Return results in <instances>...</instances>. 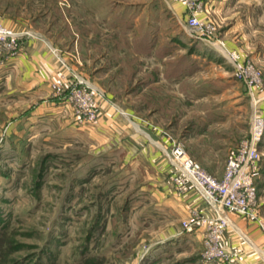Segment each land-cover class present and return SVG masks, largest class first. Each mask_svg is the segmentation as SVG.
Instances as JSON below:
<instances>
[{"label":"rangeland","instance_id":"374dc122","mask_svg":"<svg viewBox=\"0 0 264 264\" xmlns=\"http://www.w3.org/2000/svg\"><path fill=\"white\" fill-rule=\"evenodd\" d=\"M198 2L208 37L175 0H0V25L18 36L0 53V264H209L202 240L171 231L183 219L166 191L192 185L175 183L168 155L179 146L220 178L254 110L264 117V0ZM26 39L54 59L53 73L35 72L49 93L8 65ZM228 52L256 70L254 100ZM72 91L92 96V121L74 113ZM103 107L126 125L119 135ZM139 145L170 172L158 178ZM259 155L264 224V135Z\"/></svg>","mask_w":264,"mask_h":264},{"label":"built area","instance_id":"2783aa9c","mask_svg":"<svg viewBox=\"0 0 264 264\" xmlns=\"http://www.w3.org/2000/svg\"><path fill=\"white\" fill-rule=\"evenodd\" d=\"M182 3L187 11L186 26L193 34L208 37L211 26L203 24L197 17L201 4L198 0H175ZM17 34L0 25V53L14 50ZM229 62L234 66L240 79H243L254 100L252 85L259 83V76L251 65H243L238 55L228 52ZM79 119L92 121L94 114L93 98L85 92H73L67 101ZM254 104V103H253ZM255 107V104H254ZM256 108V107H255ZM264 135V117L255 112L249 135L228 158L225 171L220 178L205 172L179 146L168 155L177 170L176 184H190L210 206L213 216L208 217L195 209H189L181 221L182 232H200L203 242V259L209 264H227L228 252L222 245V236L231 221L229 214L255 222L264 230L258 216V196L252 167L259 161V144Z\"/></svg>","mask_w":264,"mask_h":264},{"label":"crops","instance_id":"0c3cea01","mask_svg":"<svg viewBox=\"0 0 264 264\" xmlns=\"http://www.w3.org/2000/svg\"><path fill=\"white\" fill-rule=\"evenodd\" d=\"M176 6L180 7L182 5L176 3ZM229 20H233L232 23L238 22V20L235 21L236 19ZM231 21L229 23H231ZM227 43L230 47L234 46L230 42ZM8 65H13L15 71L17 73L19 72V76L24 78L22 82H25L27 88L28 86H30L32 90L39 88V90L41 89L43 92L49 93V91H47L48 86L43 81L44 74L41 73L37 75L35 73L36 70L40 68L41 71L46 72L48 76V74L56 70L54 59L46 43L37 39L24 40L21 53L18 54L15 59L8 61ZM110 113V110L108 109L107 111L106 107L101 108L100 114H102V116L100 118L102 123L104 122L102 124L104 128L110 132H117L116 130L127 128L125 124H122L121 119L117 117L116 114ZM138 131L142 132L141 129ZM115 134L119 135V133ZM139 147L142 149L145 158L154 165L158 178L162 174L166 175V173L170 172L169 167L160 159V154L156 153L151 147L150 149L142 145H139ZM128 158L130 157H127V159ZM166 192H168L171 199L176 203L178 222L186 217L189 209H195L208 217L213 216L212 210L207 202L189 185L182 190L177 187H170ZM228 217L231 221V226L227 228L222 236V245L228 252L227 264H264V230L255 222L240 216L229 214ZM173 229L175 232L179 231V233L176 234L182 232L179 223L174 224V226L172 225L171 231H173ZM190 235H193V240H202L201 234L198 231Z\"/></svg>","mask_w":264,"mask_h":264},{"label":"trees","instance_id":"16d2710c","mask_svg":"<svg viewBox=\"0 0 264 264\" xmlns=\"http://www.w3.org/2000/svg\"><path fill=\"white\" fill-rule=\"evenodd\" d=\"M0 254L3 255L4 253L1 251Z\"/></svg>","mask_w":264,"mask_h":264}]
</instances>
